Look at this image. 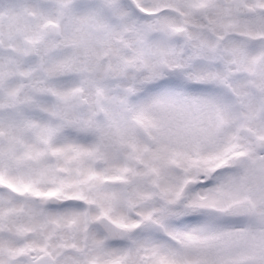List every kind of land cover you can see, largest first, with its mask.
Returning <instances> with one entry per match:
<instances>
[{"label": "snow or ice", "instance_id": "obj_1", "mask_svg": "<svg viewBox=\"0 0 264 264\" xmlns=\"http://www.w3.org/2000/svg\"><path fill=\"white\" fill-rule=\"evenodd\" d=\"M0 264H264V0H0Z\"/></svg>", "mask_w": 264, "mask_h": 264}]
</instances>
